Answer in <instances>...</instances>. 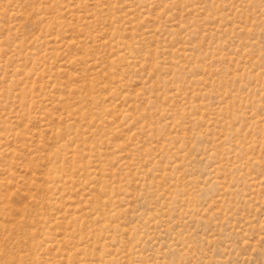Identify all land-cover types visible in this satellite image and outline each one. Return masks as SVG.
<instances>
[{"label":"rangeland","instance_id":"1","mask_svg":"<svg viewBox=\"0 0 264 264\" xmlns=\"http://www.w3.org/2000/svg\"><path fill=\"white\" fill-rule=\"evenodd\" d=\"M0 264H264V0H0Z\"/></svg>","mask_w":264,"mask_h":264}]
</instances>
